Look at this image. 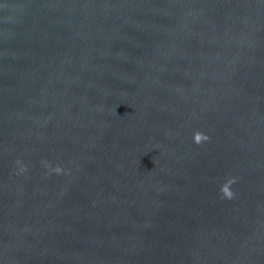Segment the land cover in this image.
<instances>
[{
	"label": "water",
	"instance_id": "water-1",
	"mask_svg": "<svg viewBox=\"0 0 264 264\" xmlns=\"http://www.w3.org/2000/svg\"><path fill=\"white\" fill-rule=\"evenodd\" d=\"M0 264H264V0H0Z\"/></svg>",
	"mask_w": 264,
	"mask_h": 264
}]
</instances>
